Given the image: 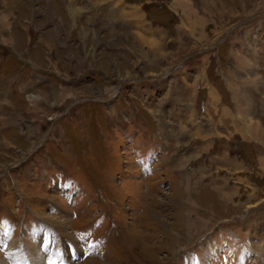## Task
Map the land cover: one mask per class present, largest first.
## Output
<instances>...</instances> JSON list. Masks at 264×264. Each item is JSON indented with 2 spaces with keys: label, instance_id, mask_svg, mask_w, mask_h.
<instances>
[{
  "label": "rangeland",
  "instance_id": "obj_1",
  "mask_svg": "<svg viewBox=\"0 0 264 264\" xmlns=\"http://www.w3.org/2000/svg\"><path fill=\"white\" fill-rule=\"evenodd\" d=\"M263 11L264 0H0V236L7 213L75 241L67 264H185L180 251L210 231L195 247L218 264V222L243 216L223 228L249 231L241 264H264L263 129L252 121L249 139L229 125L230 108H261ZM46 172L78 183L77 199L40 184ZM100 217L106 249L80 260ZM25 242L26 262L49 264ZM0 264H11L1 247Z\"/></svg>",
  "mask_w": 264,
  "mask_h": 264
},
{
  "label": "crops",
  "instance_id": "obj_2",
  "mask_svg": "<svg viewBox=\"0 0 264 264\" xmlns=\"http://www.w3.org/2000/svg\"><path fill=\"white\" fill-rule=\"evenodd\" d=\"M257 16L263 14L264 15V11L263 12H259L256 13ZM256 16V17H257ZM255 18V17H254ZM264 19V18H263ZM247 20V19H246ZM245 20V21H246ZM243 21V22H245ZM242 22V23H243ZM247 22V21H246ZM248 27V26H247ZM239 27H235L234 30L238 29ZM237 34L240 33L241 31H244V29H239L237 30ZM237 54H239L238 52H236ZM226 65L227 67L231 66L228 61H226ZM13 63V62H12ZM39 75V74H38ZM223 82V80H221ZM225 83V82H224ZM227 83V82H226ZM262 85V96L261 98V108L260 109H255V108H250V107H241V106H235L230 108V117H229V125H230V134L232 135L234 132H239L241 133V135L243 136V138H249L251 139V137L248 135V132H246V129L248 128V125H251L252 121H256L258 123V125H260L263 129V135H264V76H263V80L261 82ZM227 86V85H226ZM213 101H214V107H215V112L218 115L221 111V105H222V101L220 100V98L218 96L213 95ZM199 107V106H198ZM257 108V107H256ZM204 110V107H203ZM256 119V120H255ZM264 137V136H263ZM241 138V139H243ZM176 140V139H175ZM245 140V139H243ZM243 143V142H242ZM178 143L176 142V145ZM237 144V143H236ZM238 145V144H237ZM227 176L229 175L228 172L225 173ZM243 217V216H241ZM257 258L259 259V255ZM247 258V255H245L244 260ZM256 259V258H255ZM200 262V260H199ZM233 262V263H232ZM232 262H230L229 264H234V258L232 259ZM240 260L238 261V264H240ZM200 264V263H199Z\"/></svg>",
  "mask_w": 264,
  "mask_h": 264
},
{
  "label": "bare ground",
  "instance_id": "obj_3",
  "mask_svg": "<svg viewBox=\"0 0 264 264\" xmlns=\"http://www.w3.org/2000/svg\"><path fill=\"white\" fill-rule=\"evenodd\" d=\"M252 129V128H251ZM254 130V129H253ZM256 130V129H255ZM42 263V262H41Z\"/></svg>",
  "mask_w": 264,
  "mask_h": 264
}]
</instances>
